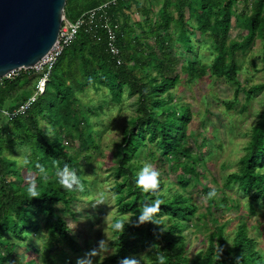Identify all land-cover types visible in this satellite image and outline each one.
<instances>
[{
    "label": "trees",
    "instance_id": "1",
    "mask_svg": "<svg viewBox=\"0 0 264 264\" xmlns=\"http://www.w3.org/2000/svg\"><path fill=\"white\" fill-rule=\"evenodd\" d=\"M237 1L67 0L65 16L71 23L89 11L110 4L106 12L120 25L118 45L123 64L117 66L107 51L104 31L83 29L65 50L45 94L27 115L15 119L0 115L6 119V122L0 120V264H39L34 258L38 254H41V264H57L64 249L81 253L57 207L63 205L70 209L79 199L81 184H87L82 168L90 158L81 157L77 151L76 136L82 140L92 128L89 113L78 106L77 93L91 87L106 89L117 104L127 91L130 97H137L138 105V116L125 130L116 154L115 175L118 179L124 178L115 188L119 212L130 217L129 220L115 219V225L120 223L122 227H114L116 251L106 263L121 264L124 258L146 251L150 264H159L160 256L164 264H264L246 226L238 228L232 246L227 247L225 224L219 225L216 218H212L215 226L208 247L193 258L186 251L185 233L192 227L197 208L184 192L192 180L199 182L202 176L198 168L205 158L195 155L190 147L198 134L188 132L192 112L189 107L177 105L172 92L181 79L177 75L172 26H177L186 38L189 79H196L197 61L192 54L191 38L195 34L211 41V77L235 84L241 71V58L257 41L262 43L264 72V0H255L252 5L249 0H243L245 7L240 14L234 10ZM155 3L162 5L158 14ZM137 14L145 22L135 21ZM234 25L245 31L242 40H231ZM39 79L38 75L21 72L14 79L2 80L0 107L5 108L15 100L7 110H17L32 97H17L19 92L37 85ZM262 91L264 85L251 88L248 99ZM147 142L158 146L161 159L171 165L174 173L183 172L176 178L182 191H166L160 175L154 189L144 191L137 185L143 165L136 160L148 147ZM17 148L30 150L24 170L10 155ZM65 170L77 179L71 190L59 183L57 174ZM232 179L246 193L253 194L252 202L261 201L264 206V112L253 128L241 171ZM32 182L37 186L35 198L28 192ZM209 193L206 191L210 200ZM156 202L159 208L152 219L141 222L139 217L144 208ZM39 237H45V243L34 247L33 242Z\"/></svg>",
    "mask_w": 264,
    "mask_h": 264
},
{
    "label": "rangeland",
    "instance_id": "2",
    "mask_svg": "<svg viewBox=\"0 0 264 264\" xmlns=\"http://www.w3.org/2000/svg\"><path fill=\"white\" fill-rule=\"evenodd\" d=\"M254 1L249 0V4L252 5ZM154 6L158 14L162 5L155 3ZM244 7L245 2L238 0L234 10L240 14ZM134 20L145 22V18L139 14ZM172 35L175 57L178 60L177 75L181 76L180 83L172 92L177 105L190 108L193 120L188 132L189 135L198 133L194 139L195 143L190 147L195 155H203L205 158L198 168L202 176L199 182L192 180L184 192L197 208L192 227L185 233L187 255L193 258L208 247L209 237L215 226L212 218H216L220 222L219 225L225 224L224 238L227 247L232 246L238 228L246 226L249 238L255 242L256 250L264 258V206L261 201L252 202L253 194L246 193L239 182L232 179L241 171V161L247 154L253 128L264 112V91L255 93L251 99H248L247 95L251 88L264 85L262 43L257 41L241 58L238 82L231 84L211 77V41L195 34L191 35V38L192 54L197 61L196 79H189L186 72V38L178 32L175 25L172 26ZM245 35L241 26L234 25L231 40H242ZM35 86L36 84L28 86L19 92L17 97L35 95ZM77 94L78 106L83 112L89 113L92 128L82 140L76 136L77 151L81 157L90 158V162L82 168L83 179L87 184H81L79 199L70 209L59 205L57 210L69 226L81 253L76 254L68 248L64 249L57 264H109L106 260L116 251L113 244L115 219L129 220L130 217L119 212L118 193L115 188L124 178L118 179L115 170L118 167L117 146L123 140L131 120L138 116L137 97H130L125 91L122 102L117 104L106 89L99 87H91L84 93ZM15 103V100L8 102L4 109ZM0 120L6 122L3 117H0ZM147 145L136 163L157 172L165 182L166 191H182L176 183V178L183 175V172L179 170L174 173L171 165L161 159L158 146L148 142ZM29 154V149L17 148L10 155L19 161V167L24 170V163ZM25 175L29 179L33 178L32 175ZM213 190L216 195L211 197V203L206 191ZM44 238H36L34 247L42 246L45 243ZM34 258L39 264L42 263L41 254L35 255ZM133 258L137 264H150L146 251L139 252Z\"/></svg>",
    "mask_w": 264,
    "mask_h": 264
},
{
    "label": "water",
    "instance_id": "3",
    "mask_svg": "<svg viewBox=\"0 0 264 264\" xmlns=\"http://www.w3.org/2000/svg\"><path fill=\"white\" fill-rule=\"evenodd\" d=\"M66 5L67 0H0V82L32 69L51 52Z\"/></svg>",
    "mask_w": 264,
    "mask_h": 264
},
{
    "label": "built area",
    "instance_id": "4",
    "mask_svg": "<svg viewBox=\"0 0 264 264\" xmlns=\"http://www.w3.org/2000/svg\"><path fill=\"white\" fill-rule=\"evenodd\" d=\"M109 6L110 4L89 11L74 23H67V19L65 18L58 41L51 52L32 69L14 72L5 78L14 79L21 72L40 76L35 87V95L13 112L0 107V115L8 119H15L19 116L27 115L32 106L37 102L38 98L45 94L52 73L65 50L71 46L83 29L89 28L94 31H104L107 51L112 58L116 60L117 66H122L123 61L121 59V49L118 45V32L120 25L107 14L106 9L109 8ZM98 41L101 42L100 37H98Z\"/></svg>",
    "mask_w": 264,
    "mask_h": 264
},
{
    "label": "clouds",
    "instance_id": "5",
    "mask_svg": "<svg viewBox=\"0 0 264 264\" xmlns=\"http://www.w3.org/2000/svg\"><path fill=\"white\" fill-rule=\"evenodd\" d=\"M59 177V183L62 184L65 189L71 190L73 184L77 183V179L74 175L69 174L67 170H65L63 173L57 174ZM44 179H48L47 176L44 177ZM159 183L158 180V173L154 171H150L147 167L143 168L138 173V180L137 185L142 188L144 191H148L149 189H154L157 187ZM28 192L32 195L33 198L37 197V186L35 182H32L29 184ZM215 190L209 193V196H215ZM159 208V202H156V204L152 207H146L142 211V214L140 215L139 219L141 222L143 221H149L152 219L153 213H155ZM122 225L120 223H117L115 225V228L119 229ZM159 264H164V258L163 256L158 257ZM121 264H137L135 258H124L121 261Z\"/></svg>",
    "mask_w": 264,
    "mask_h": 264
}]
</instances>
